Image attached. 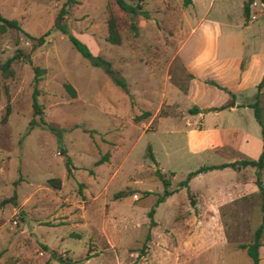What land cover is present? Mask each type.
<instances>
[{
  "label": "rangeland",
  "instance_id": "1",
  "mask_svg": "<svg viewBox=\"0 0 264 264\" xmlns=\"http://www.w3.org/2000/svg\"><path fill=\"white\" fill-rule=\"evenodd\" d=\"M127 1L144 11L123 10L116 0H76L63 17L69 32L111 62L125 90L54 27L63 0H0V12L21 26L0 32V60L23 51L11 63L13 75L0 72V200L9 198L0 205V264H252L238 244L251 241L260 223L264 242L254 166L210 169L179 184L200 165L257 155L261 126L253 108H222L202 119L172 85L187 87L192 78L181 56L195 70L194 60L210 50L228 64L241 59V103L258 99L264 121V85L257 87L264 73V3L254 0L246 19L244 0H215L200 19L209 0ZM111 14L122 36L118 44L106 39ZM48 28L40 45L26 34ZM34 66L44 68L38 113ZM224 79L235 87L230 75ZM206 86L213 97L224 96ZM235 122L250 134L243 140L247 153L236 145L212 146L211 152L206 144L213 129L233 140L238 133L227 128ZM50 177H60V186ZM260 179L264 186V167ZM193 221L204 225L200 235L209 242L200 253L181 238ZM259 253L264 264V244Z\"/></svg>",
  "mask_w": 264,
  "mask_h": 264
},
{
  "label": "trees",
  "instance_id": "2",
  "mask_svg": "<svg viewBox=\"0 0 264 264\" xmlns=\"http://www.w3.org/2000/svg\"><path fill=\"white\" fill-rule=\"evenodd\" d=\"M182 1L184 5H188L192 3V0H182ZM253 1L254 0H244L243 1V12L245 14L246 19H248L250 16V4ZM260 1L264 3V0H260ZM74 2H76V0H63L61 7L59 8L56 14L55 21H54V27L59 28L64 33L67 32V36L69 40L71 41V43L73 44V46L83 56L88 57L93 64L101 65L105 68V70L114 74V70L109 60H107L106 58H104L103 56L99 54H94L90 50L88 45L82 39H80L78 36H76L72 32L68 31V25L65 21H63V17L66 13H68L69 6H71ZM116 2L119 5V7L122 8L123 10L130 11L134 14L139 13L140 11H144L142 9V6H140L139 2H129L127 0H116ZM131 26L133 28H136L135 24H131ZM8 29H21L20 23L18 19L6 17L0 12V32H4ZM107 29H108V32H107L106 39L111 43H116V44L120 43L122 40V36L120 34V31L117 25L116 17L112 14L108 17ZM50 32H51V28H48L39 36H34L29 32H26V34L29 37L35 39V44L40 45L46 41V37L50 34ZM18 53L19 55H21L23 51L19 50ZM19 55L17 53H14L13 55L7 57L4 61L0 60V72L2 75L11 76L14 74V69L11 66V63ZM43 71H44V68H41L39 66H34V78H33L34 79V89L32 92V106H33L34 112L36 113L41 112V107L37 99V96H38L37 84L40 80V75ZM188 74L190 77H194L192 73L188 72ZM114 77H115L116 82L122 85L125 90H127L126 83L123 80V78L115 74H114ZM205 81L208 83L214 84L217 87L222 88L228 91L231 95H233V92H231V90H229L226 86L219 84L215 80L206 79ZM263 85H264V74L262 75L260 81L258 82L257 87L259 88ZM65 86L71 91L73 95H76V90L70 83H66ZM181 89L186 90L187 87L185 85H182ZM0 94H1V86H0ZM249 105L253 108L254 116L261 126L262 149L259 155L257 157L244 156L242 158L235 159L233 161H228V162L200 165L196 169L190 170L187 173L186 177L179 182V184L188 185V181L193 175L199 172H202V171L210 170V169L222 168L225 166H230L234 169H240L241 167H245L247 165L254 166L256 168V176L254 180L255 182H257L258 186L260 187V193L262 197L260 208L262 210V219L264 220V186L262 185V182L260 179L261 169L264 167V121L262 118V108L258 102V99H256L252 104H249ZM223 107H225V104L220 105V106H215L214 108H223ZM197 110H198L197 105H194L190 108L191 112H195ZM8 113H9V105L7 104L5 114L2 117L3 120L7 118ZM149 113H150L149 111H144L142 112L141 115L147 116L149 115ZM33 123L34 121L31 120L29 127H32ZM148 149H149V156L153 160H155L154 154L150 149V145H148ZM104 156L106 157L107 154H105ZM70 163H71V159L70 157H67L65 161L67 168L69 167ZM156 170L157 172H159V168H157ZM49 182L55 186H60L61 178L60 177H50ZM169 193H171L170 190L168 189L164 190L165 195ZM163 199H164V195L159 196L156 200V203H158L159 201H162ZM8 200L9 198H3L2 200H0V205H2L4 202ZM153 211H154V208L150 210V213H152ZM262 231H263V223H260L254 230V236L251 241L240 242L238 244L239 247L244 248L246 250L247 254L251 258L252 264H260L259 247L264 244V242L261 240ZM55 257L59 261H63V258L61 256H55Z\"/></svg>",
  "mask_w": 264,
  "mask_h": 264
},
{
  "label": "crops",
  "instance_id": "3",
  "mask_svg": "<svg viewBox=\"0 0 264 264\" xmlns=\"http://www.w3.org/2000/svg\"><path fill=\"white\" fill-rule=\"evenodd\" d=\"M196 0H192L193 3H195ZM215 0H209L207 9L205 11V14L200 17L206 18V16L209 13V9L213 5ZM191 4V3H190ZM197 14V11L195 12V15ZM183 46V45H182ZM179 48V52L181 53L182 47ZM184 67L187 71L192 73L194 77L191 78V80L188 83L187 89L183 90L179 88L177 85L172 84L175 93L177 94V90L179 93L178 96H182L183 102L184 98L189 99L192 104H195L198 106V110L193 112L196 114L201 115V118L204 119L205 114L209 112H217L222 108H214L215 106H220L225 104V107L223 109H227L229 112L239 111L241 112L246 107H251L248 104H242L241 98L245 96L243 92L241 91V87H239V84L241 82L245 64L244 66L241 65V59L235 60L231 62V64H228L226 60L221 59L217 56V53L215 51L210 50L209 53L206 55H202L199 59L194 60L197 62V66H199V69L195 70L192 65L193 63H190L188 60H186L183 56H181ZM264 74V73H263ZM232 77V80L235 81V87H231L230 85H225V77L228 76ZM224 77V78H223ZM206 79H213L219 84L226 86L231 92H233V95H231L229 92H226L224 89L217 87L216 85L212 84V86L218 88L223 93V97L220 99H217L216 97H213V92L206 86V84H209L206 82ZM170 103L174 102V99L167 100ZM150 114V113H149ZM148 116V115H147ZM168 119L166 116H160V120ZM185 126H188L189 121H186V118H183ZM228 133L230 131L237 132L238 136L237 138H233V140L230 139V136L228 134L226 137H223L221 132L218 128L215 127L213 129V134L210 135L208 139L207 148L209 149L212 146H224V145H236L243 151H245V148L243 147V140H245L247 137L250 138V134L247 131L241 130L239 123L235 122L234 124H228ZM241 130V132H239ZM259 144L257 147V157L262 149V139L258 140ZM210 150V149H209ZM211 151V150H210ZM212 152V151H211ZM246 152V151H245ZM247 153V152H246ZM248 155V154H247ZM250 156V155H248ZM235 160V159H234ZM233 161V160H232ZM228 162V161H227ZM213 164V163H210ZM190 225L191 228L186 232L185 235H183L181 238L182 240H186L189 238L191 241V247L189 248L190 252H202L204 249L208 248V240L205 239L204 236L200 235L202 230L199 228L203 227V224H196V222H191ZM186 226V225H185ZM156 239V238H155ZM205 239V240H204ZM188 240V239H187ZM186 240V241H187ZM221 241L226 242L227 238L223 231V237Z\"/></svg>",
  "mask_w": 264,
  "mask_h": 264
}]
</instances>
